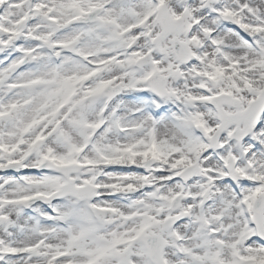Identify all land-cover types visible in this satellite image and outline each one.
<instances>
[{"label":"snow or ice","instance_id":"6c2138e0","mask_svg":"<svg viewBox=\"0 0 264 264\" xmlns=\"http://www.w3.org/2000/svg\"><path fill=\"white\" fill-rule=\"evenodd\" d=\"M0 264H264V0H0Z\"/></svg>","mask_w":264,"mask_h":264}]
</instances>
